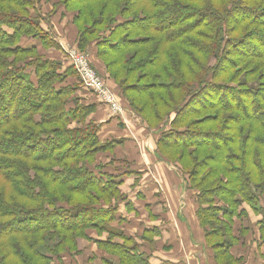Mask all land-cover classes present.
Returning a JSON list of instances; mask_svg holds the SVG:
<instances>
[{"label":"trees","instance_id":"1","mask_svg":"<svg viewBox=\"0 0 264 264\" xmlns=\"http://www.w3.org/2000/svg\"><path fill=\"white\" fill-rule=\"evenodd\" d=\"M96 2L102 4L98 10L93 7L94 13L88 6ZM32 4L0 0V264L59 261L71 252L78 231L86 229L75 222L81 212L84 218L92 217V229L131 246L134 251L123 255L126 260L143 264L132 239L111 226L120 219L117 176L95 174L90 168L94 152L112 148L111 143L98 144L99 125L85 122L94 107L74 99V109L67 110L73 92L69 87L56 89L63 82L57 63L43 58L33 44L20 45L23 38H38L44 49L53 46L29 17ZM54 4L73 15V24L85 25L88 32L97 27L98 37L89 42L78 32L77 48L94 45L108 78L146 129L157 130L167 121L172 130L190 127L202 111L208 112L203 119L211 127L207 133L187 135L185 143L181 138L186 133L179 129L163 132L155 147L194 191L200 206L195 217L205 245L222 249V259L216 257L215 264H241L230 250L238 243L233 220L247 215L243 206L262 216L257 226L264 245V211L257 207L264 199V0ZM74 7L78 9L72 11ZM75 122L78 128L68 127ZM207 145L213 155L201 158V176L167 157L169 151L186 146L195 157ZM76 193L93 204L74 211L70 201ZM247 232L240 229L241 235ZM97 242L112 250L108 243Z\"/></svg>","mask_w":264,"mask_h":264},{"label":"crops","instance_id":"2","mask_svg":"<svg viewBox=\"0 0 264 264\" xmlns=\"http://www.w3.org/2000/svg\"><path fill=\"white\" fill-rule=\"evenodd\" d=\"M38 6L39 11L46 14L44 22L39 20L40 28L52 34L63 49L74 46L76 31L71 24L72 15L64 13L54 0H39ZM34 43L38 42L26 38L20 41L23 45ZM36 49L49 60L63 56L40 44ZM88 50L92 64L103 74L104 67L97 60L94 45ZM120 104L123 111L119 115H112L104 105H97L90 115V120L99 125L98 139L112 144V148L101 155L102 162L91 166L95 173L117 176L122 197L117 206L120 219L111 226L132 239L136 252L143 257V264H214L195 217L194 191L186 187L179 168L157 153L155 142L163 126L157 130L146 129L123 99ZM243 207L250 212V220L247 217L243 225L238 220V227L235 223L233 235L238 243L230 251H235L232 255L240 259L241 264H264V245L252 227V223L257 226L262 216ZM260 207L264 211L263 200ZM240 229L253 231L254 239L247 241L248 232L241 235ZM248 244L254 246L249 254L244 251ZM88 249L103 260L96 247L91 245ZM76 260L70 258L65 264H80V260ZM59 262L57 264H61Z\"/></svg>","mask_w":264,"mask_h":264},{"label":"rangeland","instance_id":"3","mask_svg":"<svg viewBox=\"0 0 264 264\" xmlns=\"http://www.w3.org/2000/svg\"><path fill=\"white\" fill-rule=\"evenodd\" d=\"M38 1L39 0H33V4L31 6V8L29 9V17L35 21L38 22V25H39V20L44 22L46 20V14H42L40 11H39V6H38ZM100 2V1H99ZM99 2H96L94 4H90L88 7L92 10V12L96 13V10L93 9V7L98 10V8L100 7V5L102 4L99 3ZM76 9H78V7H74L72 8L71 10L72 11H75ZM71 14V13H69ZM20 15H23V14H20ZM72 15V14H71ZM73 16V15H72ZM71 24L73 25L75 31H76V37H75V40H74V46L72 47H68V48H65L63 49L61 46H59L57 44L56 41H54L55 37L50 34L49 32H46L45 30H43L42 28H40L42 30V37L44 39V41H48L50 43L53 44V46L49 47L48 46V49H54V51L56 53H58L60 56H62V58H58V59H53V60H50L52 62H55L57 63V66H58V73L60 75H62L63 77V82H61V84H58L56 85V89H59L60 87H69L71 89V91L73 92L71 94V96H68L67 100H66V109L69 110H73L74 109V104L75 102H73L74 99H76V103L78 104H81L83 106H93L94 107V110L96 109V106L99 105V106H102L103 104H101L95 97V95H93V93L91 91H89L88 89H85L82 85H81V82L75 72V70L73 69V66L71 64V62L69 61V58L67 56V53L69 51H79V52H84L86 53V55L88 56L89 60H90V63H91V67L94 69V71L98 74V76L106 83V85L108 87H110V90L113 91L114 95H116L115 97L117 98V101L119 100V102L121 103V97L119 95V90L116 86V84L114 83L113 80H111L110 78H108L107 74H106V70H105V67H104V64L101 62V60L99 58H97V60L102 64V66L104 67V73H100L99 70L92 64V61L89 57V54H88V48L83 50V47L81 48V50H79L77 48V41H78V32L81 33L82 31V34H83V37L85 39V42H89L93 39H95V37L97 38L98 35L96 32L97 31V27L95 28V31H91V32H88L85 27V25L83 26L82 24H73L72 23V19H71ZM40 27V25H39ZM87 32V33H84V31ZM96 33V34H95ZM95 34V35H94ZM100 37V36H99ZM37 42L39 41L38 38L35 39ZM39 43V42H38ZM38 43H34L33 44V47H37L39 46ZM20 45H23V44H20ZM25 45H32V44H25ZM24 46V45H23ZM59 51L61 53H59ZM96 55V54H95ZM43 58H45L44 56H42ZM45 59H48V58H45ZM49 60V59H48ZM64 60V61H63ZM70 72L68 75L66 74V72ZM143 85V84H142ZM95 101V102H94ZM119 103V104H120ZM121 105V104H120ZM165 113L166 111L163 110ZM210 113V112H209ZM208 114V112H205V111H202L200 114H199V118L200 120H198V122L195 124V125H192L190 127H188L187 125L182 128V127H176V129H179L178 132L180 134H184L186 133L184 137H182L181 139H183V142H188L186 141L188 139L187 135H195V133L197 134H200L199 132L200 131H203L204 133H207L208 130L211 129L210 127V124H206L207 122H205L203 119L204 117ZM91 115V114H90ZM90 115L88 116V118L85 120L86 123H92V124H96L95 122H93L92 120H90ZM195 119V118H194ZM168 122H165L163 124H161L160 126H163L162 130L160 133H163V132H170L171 134L172 133H176V129L173 128V130L171 129V127H169L168 125ZM156 123H153L152 126H155ZM98 124H96L97 126ZM80 125L79 123L75 122L73 123L72 125L69 124L68 127L70 128H78ZM159 126V127H160ZM215 126H219V124H215ZM185 128L187 129V132L183 131L185 130ZM217 129V128H216ZM221 132H219L216 136H220ZM201 135H204V134H201ZM226 135V134H224ZM223 135V136H224ZM98 137V136H97ZM219 139V138H217ZM99 140V139H98ZM205 141V140H204ZM216 141V140H214ZM98 144L102 147V146H105L109 143L107 142H103V141H98ZM205 150H202V151H199V155L198 156H195L193 157L189 152H195L193 149H190V146H186L185 148L183 149H177L176 151H169L167 153V157L176 162V164L178 166H183L184 168H186L187 170H194L196 171V174L198 176H201L202 174V171L199 170V167L202 165V162L200 161L201 158L207 154H212L213 155V152H212V149H210L207 146ZM70 151H73V150H70ZM104 152H99L96 151L94 152V159H93V162L92 163H96V162H102L100 159H101V155H103ZM185 153V156H183V160H181V164L179 162V158L182 157V154ZM197 154V153H196ZM89 162V161H88ZM209 164V162H208ZM87 165H91L90 164H85V166ZM90 168L92 169V167L90 166ZM90 168H88L89 170H91ZM181 172V171H180ZM96 174V173H95ZM183 175V174H182ZM184 178H185V184H186V187H188V183H187V180H186V176L183 175ZM71 199L73 201H70V204L71 206L74 208V211H76V208H77V212L78 210L81 209V207L83 206H90L93 204V201L92 199H90L88 196H85V195H79V193H76V195H73L71 197ZM260 200H263L264 199H259V205L257 206L258 208H262L260 207ZM222 204L221 202H218L217 205H220ZM68 206V205H67ZM200 206H196V203H195V212L199 209ZM203 208H205L206 206H202ZM248 207V206H247ZM79 213V212H78ZM258 213L262 214L261 211L258 210ZM249 214L250 212L248 213L247 212V216L245 217H241L240 218V221L242 222V225L244 223H247V217H249ZM220 215V214H219ZM249 220H250V217H249ZM92 221V217L91 219L90 218H84L82 216V212L79 213V217L75 219V222L77 224H84L86 226V229H80L78 231L79 235L80 236H77L78 239H76L75 243L73 244V248L71 250V252H67V253H64L62 257L59 261V263L61 264H65L67 263L68 260L71 259H75L78 258L80 260V264H133L132 262L126 260L123 255L125 256L126 254L125 253V250H126V253L127 252H132L134 251L133 249H131V246H129V244H125L123 242L122 239H119L117 237H111L108 233H105V232H101L99 233L97 229H92L90 227V223ZM246 221V222H245ZM114 223V222H113ZM233 223H237V227L240 226L238 224V219H234L233 220ZM251 224V223H250ZM252 227L255 229V232H257V234H259L260 236V232L258 230V226L254 225V223H252ZM92 235V236H96L98 237L99 239L98 240H102L104 243L105 246H107V243L110 247H112V250L108 249L106 250V247H101L99 245V243L97 242V239L95 238H92L91 236L89 235ZM247 241H252L254 239V234H253V231L251 233H247ZM143 238L145 239V236H143ZM94 240V241H93ZM152 240V239H151ZM217 241V239H215ZM155 242V240L153 241V243ZM219 242V241H217ZM216 242V243H217ZM152 243V244H153ZM203 243L205 244V241L203 239ZM93 245L94 247L97 248V250L100 252V254L102 255V259L101 260L100 258H96L93 253L91 254L89 252V246ZM215 245V244H214ZM82 246V247H81ZM84 246V247H83ZM81 247V249H80ZM215 249H210L209 247L206 246V248L208 249V253H209V257H212V260H213V263L215 264V258L218 257V259H222V249L220 248V246L218 245H215L214 246ZM254 246L251 245V244H248L246 247H244V251L246 253H251V250ZM230 254L231 256H234L232 254H235V251L232 250L230 251ZM128 256H131L130 254H127ZM58 261H54L52 262V264H57Z\"/></svg>","mask_w":264,"mask_h":264},{"label":"built area","instance_id":"4","mask_svg":"<svg viewBox=\"0 0 264 264\" xmlns=\"http://www.w3.org/2000/svg\"><path fill=\"white\" fill-rule=\"evenodd\" d=\"M69 61L75 70L81 85L95 95L96 99L103 104L112 115H119L123 109L119 100L115 97L110 87L98 76L91 67L90 60L86 53L79 51H69L67 53Z\"/></svg>","mask_w":264,"mask_h":264}]
</instances>
